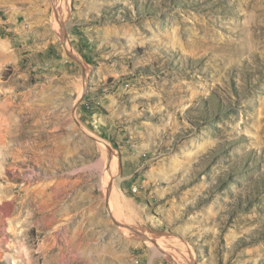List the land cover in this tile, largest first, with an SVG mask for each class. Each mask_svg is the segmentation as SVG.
<instances>
[{
    "label": "rangeland",
    "instance_id": "obj_1",
    "mask_svg": "<svg viewBox=\"0 0 264 264\" xmlns=\"http://www.w3.org/2000/svg\"><path fill=\"white\" fill-rule=\"evenodd\" d=\"M263 4L0 0V264H264Z\"/></svg>",
    "mask_w": 264,
    "mask_h": 264
},
{
    "label": "bare ground",
    "instance_id": "obj_2",
    "mask_svg": "<svg viewBox=\"0 0 264 264\" xmlns=\"http://www.w3.org/2000/svg\"><path fill=\"white\" fill-rule=\"evenodd\" d=\"M62 0H58V3L59 2H61ZM255 5V4H254ZM257 6V5H256ZM251 7L252 8V13H257L258 14V12H259V8H257V7ZM264 6V4L262 5V8H264L263 7ZM259 7V6H258ZM261 8V7H260ZM263 12V11H262ZM260 13V15L262 16V18H264V14L263 13ZM250 13V12H249ZM248 13V14H249ZM254 14V15H255ZM257 14H256V16H257ZM253 15V14H252ZM253 15V18H255L256 16H254ZM259 16V15H258ZM260 19H261V17H260ZM264 20V19H263ZM250 21H251V19H250ZM250 24H248V26L244 29L246 32H247V34H248V38H249V45L251 46V47H260V48H263L264 47V24L262 25V23H263V21H262V23L260 22V20L258 21V19H257V17H256V21H253L252 20V22H249ZM243 30V29H242ZM236 47V46H235ZM241 50H243V49H241ZM258 50V49H257ZM256 50V51H257ZM1 124V123H0ZM1 130V129H0ZM12 131V130H11ZM5 132V131H4ZM8 132V131H7ZM14 132V131H13ZM6 133V132H5ZM9 133V132H8ZM1 134V133H0ZM3 135H5V134H3ZM15 135H16V133H15ZM9 136V135H8ZM27 136H29V135H27ZM40 136H42V135H40ZM1 137V136H0ZM2 139V138H1ZM25 139V138H24ZM39 139V138H38ZM6 140V139H5ZM18 140V139H17ZM23 140V139H22ZM1 141V140H0ZM14 141V140H13ZM17 142H20V141H17ZM1 143V142H0ZM37 145H38V143H37ZM39 147V146H38ZM41 147V146H40ZM39 150H40V148H39ZM7 152V151H6ZM1 153V152H0ZM36 153V152H35ZM4 154V153H3ZM37 155V154H36ZM8 156V155H7ZM38 156H40V155H38ZM9 157V156H8ZM21 160V159H20ZM21 162H24V161H21ZM7 163V162H6ZM28 163V162H27ZM22 165H25V162L24 163H21ZM7 169V168H6ZM34 174V173H33ZM106 175V174H105ZM107 175H108V173H107ZM109 176V175H108ZM107 176V177H108ZM31 177V176H30ZM29 177V178H30ZM105 178V177H104ZM108 179H109V177H108ZM108 179H104V180H106V181H108ZM0 180H2V178L0 177ZM109 182H110V180H109ZM31 183V182H30ZM109 184V183H108ZM42 186H44V185H42ZM49 186V185H48ZM45 187V186H44ZM53 187V186H52ZM108 187H109V185H108ZM43 188V187H42ZM38 190V189H37ZM46 190V189H45ZM29 191V190H28ZM109 191V190H108ZM107 191V192H108ZM27 192V191H26ZM33 193H34V191H33ZM54 193V192H53ZM28 194V193H27ZM36 195V194H35ZM41 195V194H40ZM112 195V190H110V192H108V198L110 197ZM36 199V198H35ZM34 199V200H35ZM32 200V199H31ZM10 203V202H9ZM24 206V205H23ZM36 206H37V204H36ZM44 206V205H43ZM47 206V205H46ZM20 208H22L21 207V205H20ZM47 208V207H46ZM23 210V209H22ZM36 210V209H35ZM19 211V210H18ZM50 212V211H49ZM6 215V214H5ZM4 217V216H3ZM47 217V216H46ZM115 219V218H114ZM126 227V226H125ZM122 228H124V227H122ZM127 228H125L124 230H126ZM179 254L180 255H178V253L176 252H173L172 253V255H175V256H177V257H179V258H181V260L183 261V263L184 262H186L187 264H191V259H189V256H187V253L185 252V250H183V252L182 253H180L179 252Z\"/></svg>",
    "mask_w": 264,
    "mask_h": 264
}]
</instances>
